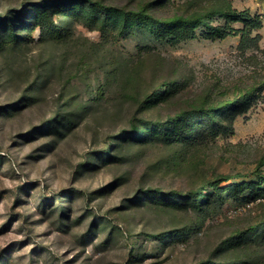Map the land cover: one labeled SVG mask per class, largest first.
Segmentation results:
<instances>
[{
	"label": "rangeland",
	"instance_id": "1",
	"mask_svg": "<svg viewBox=\"0 0 264 264\" xmlns=\"http://www.w3.org/2000/svg\"><path fill=\"white\" fill-rule=\"evenodd\" d=\"M0 264H264V0H0Z\"/></svg>",
	"mask_w": 264,
	"mask_h": 264
},
{
	"label": "trees",
	"instance_id": "2",
	"mask_svg": "<svg viewBox=\"0 0 264 264\" xmlns=\"http://www.w3.org/2000/svg\"><path fill=\"white\" fill-rule=\"evenodd\" d=\"M226 17L231 21H239V22L243 23L245 26H249V27H252L255 24L260 25V22H258L256 20H251L250 18H245L240 13H238V14H227ZM191 21L192 20H190L189 18L181 16V15L172 16V17H169V18L162 20L166 29L167 28H175V27H178L180 25L187 27ZM194 109H196V110H193V111H195V113H203V112L212 110V108H210V107H200V108H194ZM130 133H131V135L137 134L135 128H133ZM230 179H232V178H227V179L221 178L220 180L228 181ZM210 184H213V183L210 182Z\"/></svg>",
	"mask_w": 264,
	"mask_h": 264
}]
</instances>
